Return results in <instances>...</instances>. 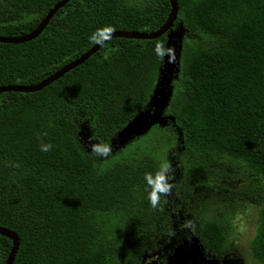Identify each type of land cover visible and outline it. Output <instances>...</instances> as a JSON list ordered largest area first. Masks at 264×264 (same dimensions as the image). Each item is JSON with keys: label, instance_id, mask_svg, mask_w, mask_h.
<instances>
[{"label": "trees", "instance_id": "trees-1", "mask_svg": "<svg viewBox=\"0 0 264 264\" xmlns=\"http://www.w3.org/2000/svg\"><path fill=\"white\" fill-rule=\"evenodd\" d=\"M59 0H0V36L33 31ZM171 30L182 29L180 68L170 100L182 154L218 199L217 216L264 204V0H176ZM170 0H69L43 30L21 43L0 42V87L35 85L88 51L105 27L153 32L170 17ZM154 39L113 37L87 60L33 92L0 93V227L15 232L12 264H132L107 243L96 215L154 210L140 198L154 153L126 149L100 160L79 136V117L103 141L142 107L167 49ZM159 46V51H158ZM162 53V54H161ZM134 71L130 84L115 70ZM51 145L42 151V145ZM194 186L171 189L170 210L202 252L236 249L193 199ZM12 238L0 234V264ZM254 253V251H253ZM254 255H256L254 253ZM264 264V253L258 255Z\"/></svg>", "mask_w": 264, "mask_h": 264}, {"label": "rangeland", "instance_id": "rangeland-1", "mask_svg": "<svg viewBox=\"0 0 264 264\" xmlns=\"http://www.w3.org/2000/svg\"><path fill=\"white\" fill-rule=\"evenodd\" d=\"M182 29L167 32V49L147 100L134 115L111 137L103 141L93 132L90 121L79 117V136L83 147L92 152V145L109 146L107 156L116 158L126 149L142 148L154 153L160 170L169 164L168 183L171 189L186 190L194 186L193 199L197 200L206 218L215 219L222 227L227 241L236 249L220 257L204 253L196 238L170 210L169 195L160 196V205L154 210L143 206L130 212L99 213L98 225L105 241L125 254L132 264H262L264 253V204H245L234 211L217 216L218 199L214 192L199 184L201 171L188 163L182 154V132L171 114L172 83L180 68ZM121 82L130 84L134 71L128 66L115 70ZM96 154V153H95ZM264 185V178L261 179ZM152 191L151 186L139 185L137 193L142 199ZM256 255H254V253ZM116 264H123L120 257Z\"/></svg>", "mask_w": 264, "mask_h": 264}, {"label": "water", "instance_id": "water-1", "mask_svg": "<svg viewBox=\"0 0 264 264\" xmlns=\"http://www.w3.org/2000/svg\"><path fill=\"white\" fill-rule=\"evenodd\" d=\"M69 0H59L54 4L52 8L48 10V12L45 14V16L42 18V20L39 22V24L36 26V28L31 31L30 33L23 35V36H16V37H6V36H0V42L4 43H21L28 41L35 36H37L43 28L46 26L48 21L51 19V17L54 15V13L61 8L65 3H67ZM172 10L169 19L167 22L161 26L158 30L153 32H140V31H124V30H114L111 38L113 37H127V38H138V39H154L157 38L166 32L171 30V27L176 19L177 15V1L176 0H170ZM101 43H95L88 51H86L84 54H82L77 59L69 62L65 66H63L61 69H59L57 72L43 80L42 82L35 84V85H22V84H10V85H4L0 87V93L6 92V91H23V92H33L38 91L47 85L51 84L61 76H63L65 73H67L69 70L77 67L78 65L82 64L85 60H87L90 56H92L94 53H96L107 40H104V38H100ZM0 234H4L13 240L12 248L10 251V254L6 260L5 264H12L13 259L15 257V254L18 250L19 246V238L18 235L4 227H0ZM155 262L153 261L152 264Z\"/></svg>", "mask_w": 264, "mask_h": 264}, {"label": "clouds", "instance_id": "clouds-1", "mask_svg": "<svg viewBox=\"0 0 264 264\" xmlns=\"http://www.w3.org/2000/svg\"><path fill=\"white\" fill-rule=\"evenodd\" d=\"M114 29L112 27H105L103 29H97L95 33L90 37L93 43H101V37L104 40L110 39ZM159 51V46H158ZM162 54V53H161ZM42 151H50L51 145H42ZM92 151L99 156H107L110 154L109 146H100L98 144L92 145ZM171 171L169 164L162 165L160 171H158L153 177L151 174H146L148 184L151 186L152 191L149 193V200L153 207H155L160 200L161 195L171 194V185L168 183V173Z\"/></svg>", "mask_w": 264, "mask_h": 264}]
</instances>
